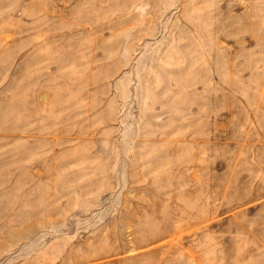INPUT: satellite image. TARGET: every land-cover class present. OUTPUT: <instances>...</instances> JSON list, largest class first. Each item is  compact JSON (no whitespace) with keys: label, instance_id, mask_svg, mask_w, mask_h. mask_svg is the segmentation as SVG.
Returning a JSON list of instances; mask_svg holds the SVG:
<instances>
[{"label":"rangeland","instance_id":"rangeland-1","mask_svg":"<svg viewBox=\"0 0 264 264\" xmlns=\"http://www.w3.org/2000/svg\"><path fill=\"white\" fill-rule=\"evenodd\" d=\"M0 264H264V0H0Z\"/></svg>","mask_w":264,"mask_h":264}]
</instances>
